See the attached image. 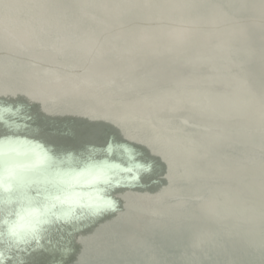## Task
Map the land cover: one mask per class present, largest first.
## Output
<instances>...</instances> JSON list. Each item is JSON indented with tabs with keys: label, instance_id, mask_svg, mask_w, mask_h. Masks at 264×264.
<instances>
[{
	"label": "water",
	"instance_id": "obj_1",
	"mask_svg": "<svg viewBox=\"0 0 264 264\" xmlns=\"http://www.w3.org/2000/svg\"><path fill=\"white\" fill-rule=\"evenodd\" d=\"M237 1L239 11L217 0H0V105L29 118L18 134L58 154L96 146L98 158L108 138L152 165L109 189L113 210L49 228L31 243L39 259L28 245L9 251L13 264H151L159 241L179 254L183 238L189 264H239L222 245L194 248L212 243L205 230L243 244L254 264L264 85L252 78L264 73L247 65H264V0Z\"/></svg>",
	"mask_w": 264,
	"mask_h": 264
},
{
	"label": "snow or ice",
	"instance_id": "obj_2",
	"mask_svg": "<svg viewBox=\"0 0 264 264\" xmlns=\"http://www.w3.org/2000/svg\"><path fill=\"white\" fill-rule=\"evenodd\" d=\"M21 112L19 106L0 105V124L7 128L0 134V214L6 213L0 220V244L9 251L38 242L51 227L113 210L116 201L109 189L132 186L152 171L150 163L137 161L127 144L108 138L100 146L102 158L96 146L83 156L73 151L58 154L43 142L18 134L29 119ZM116 154L127 163L112 160ZM0 264H13L3 249Z\"/></svg>",
	"mask_w": 264,
	"mask_h": 264
},
{
	"label": "bare ground",
	"instance_id": "obj_3",
	"mask_svg": "<svg viewBox=\"0 0 264 264\" xmlns=\"http://www.w3.org/2000/svg\"><path fill=\"white\" fill-rule=\"evenodd\" d=\"M217 5L220 7H229L230 9L236 10V11L240 10L237 0H217ZM211 9H212V6H210L206 2H203L201 4V10L208 11ZM247 67L252 74L264 73V65L259 64L257 62H249ZM252 83L257 86L264 85V77L262 78L253 77ZM196 227L202 229L197 224H196ZM205 231L212 237V243L207 244V243L196 241L192 243V246L194 248L208 249L209 247H215L217 245H222L226 249L227 255L229 257L231 256L235 257L236 260L239 262V264H249L248 262L249 260L247 259V255H246V250H243V248H245L243 244H239L238 242H234V241H228V242L221 241L218 238L217 232L215 230H205ZM154 233L155 235L158 234L156 232ZM179 241L178 240L176 241V246H178L180 249L179 254L173 253L172 248H173L174 243L172 240L159 241L160 253L159 255L151 254V264H168L169 261H172L171 264H189L190 260H192V257L187 252V241L185 240V238L179 239ZM0 249H3L5 251L6 257H8L9 250L4 244H0ZM29 249H30V253L29 255H27V257L30 260L39 259L37 246L30 243ZM68 253H70L69 256L71 254L72 255L75 254V252H73L72 250H69ZM254 255H255L254 264H264V250H258ZM222 260L225 262L227 259L223 258ZM96 263H98L97 260H96ZM128 264H131V263H128ZM138 264H143V263L139 262Z\"/></svg>",
	"mask_w": 264,
	"mask_h": 264
}]
</instances>
